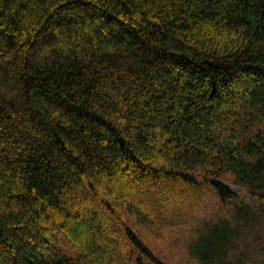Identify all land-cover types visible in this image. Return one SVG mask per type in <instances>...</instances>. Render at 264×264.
Listing matches in <instances>:
<instances>
[{"label":"trees","instance_id":"1","mask_svg":"<svg viewBox=\"0 0 264 264\" xmlns=\"http://www.w3.org/2000/svg\"><path fill=\"white\" fill-rule=\"evenodd\" d=\"M120 233L264 264V0H0V264H128Z\"/></svg>","mask_w":264,"mask_h":264},{"label":"rangeland","instance_id":"2","mask_svg":"<svg viewBox=\"0 0 264 264\" xmlns=\"http://www.w3.org/2000/svg\"><path fill=\"white\" fill-rule=\"evenodd\" d=\"M231 187V189L233 190V191H235V192H238V188L237 187H235V186H230ZM174 188H175V186H174ZM149 193H152V192H149ZM240 193V192H239ZM240 195H242V194H240ZM148 200H150V201H153V198L151 197V195H149L148 196ZM245 200H246V202H248L249 204H251V205H253V204H255V201H253L251 198H249V197H246L245 198ZM190 212V213H189ZM191 214V211H189L188 209L187 210H185V213L183 214V215H178L179 217H182V218H186V217H188L189 215ZM177 216V217H178ZM183 216H186V217H183ZM194 215H191V217H193ZM190 217V218H191ZM195 218H196V216H195ZM198 219L201 221V220H204L205 219V215H201V216H199L198 217ZM113 223H115V222H113ZM115 225H119V222L117 223L116 222V224ZM182 225H179V226H177L176 228H174V230L172 231V232H170V233H165V234H177V232H175V231H179V229H180V227H181ZM183 228V227H182ZM152 234L155 236V234H154V232H152ZM156 235H158L159 237H154V236H152L151 235V238L152 239H155V240H158V238H162L163 237V233L160 231L159 233H157ZM116 237H117V239H120L122 242H123V244H124V246H122L121 248H120V251H119V248H118V251L116 252V254H117V257L119 256V258L118 259H120V261H121V263L122 262H126V263H131V262H129V260H131V255H133V250L132 249H130V248H127L126 249V245H127V242L122 238V235H121V233L119 234V235H117L116 234ZM125 241V242H124ZM65 246L66 247H70V245H69V241L68 240H65ZM123 250H126L125 252L127 253V258H125V259H123L122 257H121V254H122V252L121 251H123ZM184 258H185V256H184V253L183 254H180V253H178V256L177 255H175V258H173V259H176L175 260V262L173 261V264H182V262L181 261H183L184 260ZM115 263V262H114Z\"/></svg>","mask_w":264,"mask_h":264}]
</instances>
